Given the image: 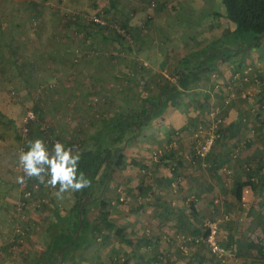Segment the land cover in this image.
Segmentation results:
<instances>
[{"label":"rangeland","instance_id":"374dc122","mask_svg":"<svg viewBox=\"0 0 264 264\" xmlns=\"http://www.w3.org/2000/svg\"><path fill=\"white\" fill-rule=\"evenodd\" d=\"M17 1L21 0H0V4L7 6L10 10L12 2ZM38 1L41 2L39 16L34 19L35 21L33 19L30 23L28 21L27 27H31V29L20 36V42L24 40L21 49L22 47L25 48V52L30 53L31 56L23 55L22 52L20 55H23V58L35 59L40 64L35 62L38 69L33 74V84L36 81L37 85L34 88L33 85L15 82L16 89H12L9 95L14 101L24 100L25 108L37 106L41 109L43 118L40 120L48 123V129L37 130L35 139L42 138L50 150L53 140L62 142L66 147H68L67 142H70L75 149H82L83 144H87L93 134L97 132L104 134L106 128L102 119L110 116L114 110L128 113L132 109L136 115L143 116L144 112L140 106L143 104L142 99L145 96H152L155 103L151 120L142 125L146 132L155 124L167 125L165 120L161 118L167 114L168 110L173 112L180 109L187 113L192 108L189 101L182 100L184 98L180 100V97L177 98L176 96L172 97V101L176 105L175 109L169 108L167 99L164 97L167 92H162V86L166 81L175 86L177 91L179 90L176 84L177 79L173 78L176 73V67H173L174 61H170V58L165 60L163 68L157 70L152 58L148 56L144 58L143 55L145 54L140 53L142 50L137 45L134 50L136 55L126 53L123 55L124 58L115 61L107 55L113 49L112 42L104 41L95 44L97 36L93 34L90 40L86 42V46L97 45L96 50L104 52L105 55L103 53V55H98L95 58L98 63H91L89 57L85 60L80 59L79 62L81 63L78 61L72 63L73 49L82 46L81 35L79 36L77 31L69 26L70 23L67 25L63 21L62 12L79 15L82 21L89 23L84 15L90 11L93 13L92 11L98 4L101 6L106 2L109 6L108 0H91L88 3H86L87 0H71V4H64L66 7L59 4L58 0ZM121 4L122 13L133 12L131 18L138 16L143 18L145 8H152V13L158 10L155 12L158 15L152 14L151 26L147 32H153L155 30L153 25H157V37L161 36V40L164 41L165 52L173 50V57L175 55L181 57V62H177L178 67L183 68L186 72L189 69H198V77H208L210 83L219 88L218 93L225 92L233 100L238 93L237 86L245 87L251 78L261 82L259 81L256 87L254 85L246 86V89L242 91V96L253 98L260 89L264 93V82L262 81L264 80V35L257 38L252 33H233L234 25L224 18L225 10L221 0H121ZM84 9L88 13H85ZM116 10L112 9V15H107L109 22L112 20L111 16L114 19L119 18ZM24 13V16L28 18V12L24 11ZM156 15L157 17H155ZM33 22H36L35 25ZM33 27L35 30H32ZM149 33L148 35H150ZM176 33L179 37H171ZM144 39L147 43L149 42L148 36H145ZM152 44L155 42L153 41ZM224 46L230 47L231 50L222 48ZM221 50L225 52L223 57L219 55ZM209 52H213L217 57L210 56L207 58L208 67L206 68L203 59L208 56ZM60 53H63L64 56ZM167 54L172 58L171 52H167ZM76 59L78 60V58ZM216 60H219L220 63ZM144 61L147 62L146 66L142 65ZM139 65L144 67L142 75L134 71V69H138ZM225 66L229 70L226 76L220 70ZM72 71L77 72L75 75L79 79H75L76 82L70 76ZM235 72L237 73L235 74ZM155 76L157 77L153 79ZM81 79L85 81L82 85L80 84ZM143 83L146 88L142 89L140 96L138 90L144 86ZM5 93L0 88V100ZM162 93L161 103H163V107L157 108L158 98ZM199 95L197 94V97ZM28 98L30 100H27ZM94 99H97L95 103L92 101ZM175 114L177 116L179 113L176 112ZM209 116L213 118L208 122V127H219L222 121L220 118L217 120L218 111L211 110ZM194 129L197 130L198 139H201L200 136L205 133V127L201 124V120H198V127ZM196 138L194 135L195 140ZM126 141L123 138L120 142L119 146H123V150L118 152L119 159L123 158V162L133 163L139 157L140 152H143V146L140 147L139 144L142 138H135L128 144ZM19 151H24V148ZM8 163V160L1 162V172L6 168L4 164L7 165ZM132 169L134 172L135 168ZM130 170H122V166L114 165L112 167V180L110 182L112 190L106 192V195L112 200H117L115 195L119 191L127 195L128 191L131 190L132 186L127 185L129 182L128 179H125L127 175L132 173ZM20 175H23V171L19 167L16 169L15 175H12V179L9 178L10 176L4 175L6 180L12 181L2 183L3 180L0 178V185L8 190L4 197L0 196V264H22V258L31 253V250L37 245H41L42 228L51 216V203L54 202L55 205H59L60 210H65L64 208L70 206L73 198L72 192L66 193L62 200L57 199L54 195L52 197L50 193L56 189L41 184L40 186H44L42 192H37L40 188L38 185L30 198V204L21 212L16 204L20 200L23 189L29 187V183L28 180L23 185L17 183V176ZM137 177L142 178V175H137ZM143 178L145 177L143 176ZM40 195H42V199L39 198ZM221 203L225 206V199H222ZM232 203L230 199L227 204L228 207ZM213 205L219 207L210 212L206 219H215L214 221L219 226L220 220L225 214L231 217L233 222L235 221L236 217L233 213L218 212L221 206L220 201L213 203ZM92 248L90 252L88 249L83 252L88 263H91L90 258L96 255V247ZM97 252L100 254L98 256L104 259L103 263L113 264L102 256V251ZM75 256H79V253Z\"/></svg>","mask_w":264,"mask_h":264},{"label":"trees","instance_id":"16d2710c","mask_svg":"<svg viewBox=\"0 0 264 264\" xmlns=\"http://www.w3.org/2000/svg\"><path fill=\"white\" fill-rule=\"evenodd\" d=\"M89 1L91 0H87L86 3ZM58 2L63 5L71 4V0H58ZM108 2L109 6L106 2L101 6L98 4L95 10L92 11L93 13H91V11L88 13L85 9L83 10L88 14H102L107 21L105 25L87 23L86 21H82L79 15L76 16L70 13L65 14L61 11L63 13V21L67 23V25L70 23L69 26H72L79 36L81 35L80 40L82 46H77L73 49L72 63L79 62L81 61L80 59L85 60L87 57H89L91 63H98L95 58L98 55H103L104 52L97 51V45L86 46V42L90 40L93 34L97 36V42L95 44L104 41L112 42L113 51L111 50L107 55L110 59L115 61L124 58L123 55L126 53L136 55L134 54L135 46L137 45V47L141 48L142 41L145 42L143 36H145L144 34L147 33L151 26L152 8H145V12H143L145 16L143 18L142 16L131 18L133 12L129 11L121 13L118 19H114L111 16L112 20L109 22V18L107 17L110 14L112 15V9L116 10L121 6L119 3L121 0H108ZM221 2L224 6L225 17L234 25L232 29L233 33H252L255 34L257 38L264 35V0H221ZM40 10L41 2L38 0L12 2V8L10 10L7 6L0 4V88L6 92L0 100V167L1 162L9 161L7 165L4 164L6 167L5 170L3 172L0 170V178L3 180L2 183L12 181L10 180L12 179V175H15L16 169L19 168V150L24 148V151H26L29 142L35 139L37 134L36 131L42 130L39 125L41 123L40 119L43 118L41 109L37 106L25 108L23 105L25 102L24 100L18 99L14 101L9 95L12 89H16L15 82L33 85L34 88H36V81L33 84V74L35 70L38 69V65L35 64V59L31 60L22 57L25 54L29 56H31V54L26 53L23 47L21 49V44L24 40L20 42V36L25 33V31L31 29V27H27V23L28 21L30 23L32 19L35 21L34 19L39 16ZM24 11H26V13L28 12V18L24 16ZM35 23L33 22V25H35ZM32 30H35V27H33ZM229 49L231 50V48ZM21 52L23 55H20ZM59 56L61 57V55ZM73 57L75 58L73 59ZM76 58H78V60ZM134 71L142 75L144 67L139 65L138 69H134ZM197 71L198 69L193 73ZM76 73L77 72L72 71L70 74L74 82H76L75 79H79L75 75ZM174 76L176 79L180 77L178 81L181 88L188 86L186 80L188 73H186L184 69L181 73H178L176 70ZM80 82L82 85L85 81L81 79ZM139 86L141 85L139 84ZM143 88H146L145 84L138 90L140 91V96L141 91L144 90ZM162 92H167L166 94L169 96L166 98L168 104H174L172 101L173 96L177 98L180 96H178L180 91H177L175 86L170 85L167 81L162 86ZM161 97L158 98L157 108L163 107ZM27 100H30V98ZM142 101L143 104L140 107H142V112H144L143 116L136 115L132 109L129 110L128 113L114 110L110 116L102 119L106 128V131L103 132L104 134H101V132L93 134L90 141L87 144H83L82 149H79L81 153L79 171L83 172L91 181V186L81 191L72 192L73 198L70 202L71 204L65 207V210H60L56 205L54 209L52 207L51 216L42 228L40 241L43 246L37 245L33 248L31 253L22 258V264H65V262L69 264H82L83 261H86L83 252L87 249L89 252L92 251V247H96V256L99 255L97 251L100 250L102 251V256L113 264H130V262L134 261L135 257L140 258L145 263H150V254L153 253L150 249L153 244L150 240V233L149 235H143L140 240L132 236L135 234H129L127 236L126 231L129 230L128 225L122 224L123 221L121 219H123L124 214L142 211V206L144 204H142L143 201L140 202L139 196L143 199L144 193H142V191L145 188L151 189L158 183V186H163L167 190L171 189L170 174L174 173V169L168 166L167 173L161 175L162 178L159 180L157 174H155L157 168L149 170L148 167L146 168V165L138 159H135L133 163L123 162V158H121V160L119 159L118 152L123 150V146H119L122 139H126L128 144V142L137 138L139 131L142 130V125L152 117V109L155 104L154 98L152 96H145ZM29 109L34 111L35 120L24 124V117L26 111ZM216 117L217 120L220 118L222 121L220 116ZM262 119L264 120V115ZM207 123L208 121L201 122L205 127V133L200 137H204L209 134L208 132H212L214 140L208 152L202 157L197 154V150L194 149L196 145L194 135L197 131L194 128L198 127V122H195L194 127L191 129V134L193 136V143L191 144L193 155L191 156L203 159L204 161L208 158L214 143L220 138V126L222 125V123H220L219 127L209 128ZM24 125L28 127L27 133L23 132ZM66 145L68 147H73L70 142H67ZM51 147H53L52 144ZM165 158L166 157L163 159ZM114 165L122 166V170L131 167L135 168L134 172L131 168L134 180L137 175H142L147 177L148 181L144 180L141 183L133 185L131 190L127 193L128 196L122 193V197H119L121 193V191H119L115 195L117 200L112 203V198L106 195V192L112 190L110 188V182L112 180V167ZM206 166L211 170L214 167L221 166V164L211 163ZM6 173L10 176V179L6 180ZM148 173H151V175ZM225 173H229L227 176L231 175L227 169ZM28 183L29 187L23 189V192L25 190H30V198L33 196L34 189L32 186L35 183L40 187L37 192H42L44 186H40L41 184L35 178L28 179ZM128 185L130 186V182ZM154 188L157 190L156 187ZM7 191L6 187L3 188V186L0 185V196L4 197ZM234 192L237 199H239L241 192L240 187H235ZM21 198H23L22 194L20 200ZM39 198L42 199V195H40ZM192 201L193 200H189L190 203H192ZM18 203L19 201L16 204L17 208ZM51 204H53V202ZM116 241L122 243V246L124 245L122 247V249L124 248V252H121L118 258H115L118 256L115 247ZM199 241L200 240H198V242ZM111 251L117 256H114ZM257 251L261 256H264L260 248ZM77 253H79V256L76 257L75 255H77ZM126 253H129L130 257H123ZM68 258L71 261H67ZM97 259L98 260H94L93 262L91 260V263L85 262V264H105L103 263L104 259L99 256ZM115 259H117V261H115ZM180 262H175V260H173L170 261L169 264H189L184 261V263ZM136 263L138 264L140 262L137 261Z\"/></svg>","mask_w":264,"mask_h":264},{"label":"crops","instance_id":"0c3cea01","mask_svg":"<svg viewBox=\"0 0 264 264\" xmlns=\"http://www.w3.org/2000/svg\"><path fill=\"white\" fill-rule=\"evenodd\" d=\"M122 4L118 7L119 11L116 10L119 15L122 13ZM155 12L152 14L158 15ZM224 18L228 20L225 16ZM153 27L155 29L153 32L145 33V36L147 35L150 39L148 43L142 41L140 53L145 54L144 58L147 56L152 58L157 70L163 68L165 60L170 58V61H174L173 67L181 73L183 68L177 65V62H181V57L178 55L173 57V50L167 51L171 52L172 58L168 56L163 47L164 41L161 40V36L157 37L158 26L153 25ZM171 37L175 38L179 35L176 33ZM153 41L155 44H152ZM222 48L229 50L230 47ZM224 53L221 50L219 55L223 57ZM60 54L64 56L63 53ZM210 56L216 55L209 52L203 59L206 68L208 67L207 58ZM216 61L219 62V60ZM35 62L40 65L37 60ZM220 70L224 76L229 72L226 66ZM194 71L195 69H189L186 72L188 73L187 87H180L178 81L180 77L177 81L175 80L180 91L178 94L180 100L184 98L182 100L189 101L192 108L187 113L180 109L173 112L168 110L167 114L161 118L167 125L155 124L148 128L147 132L142 128L138 135L142 138L139 144L140 147L143 146V152H140L137 159L149 170L157 168V172L154 173L159 180L162 178L161 175L167 173L168 166L174 169V173L170 174L172 188L167 190L163 186H158V183L151 189L145 188L142 191L143 199L139 196L140 202L143 201L142 204H144L142 211L124 214L121 219L122 224L128 225L127 236L135 234L132 236L138 240L150 233V240L153 243L150 249L153 253L150 252L149 264H169L173 260L189 264H264V256L257 251L260 248L264 254V120L262 119L264 93L260 89L253 98L242 96L246 86L256 87L260 80L251 78L245 87L237 86L238 93L231 100L225 92L218 93L219 88L217 85L213 86L208 77L199 78L198 72L193 73ZM197 94H200L199 97ZM161 96L163 93L160 94ZM164 97L169 96L166 94ZM175 107V104H169V108L175 109ZM211 110H217L218 116L222 119L221 136L204 161L191 156L193 155L191 128L198 120L211 121L213 118L209 116ZM176 112L179 113L177 116ZM164 157L166 158L163 159ZM211 163L221 164V166L210 170L206 165ZM226 169L231 173L230 176L225 173ZM148 174L151 175V173ZM125 179H128L130 186L144 180L148 181L147 177L143 178V176L135 177L134 180L132 173ZM235 187H240L239 199L235 195ZM54 192L50 193L52 197ZM122 193L121 191L119 197H122ZM222 199H225V206L221 203ZM230 199L233 203L228 207ZM189 200H193L192 203ZM219 201L221 206L218 212H230L236 217L233 222L231 217L224 214L220 220L217 240L230 253L224 257V262L214 256L206 244L198 242L200 236L206 233L204 223L209 220L206 217L219 207L213 203ZM51 206L54 209V202ZM121 244L119 241L115 243L118 256L111 251L114 256H117L115 258L120 257V253L124 252V248L122 249L124 245ZM96 255L91 257L92 261L98 260ZM128 256L130 257V254L126 253L123 257L128 258ZM68 260L71 261L69 258ZM134 261L130 264H137V261L140 262L138 264H148L137 257ZM85 262L87 261H83L82 264Z\"/></svg>","mask_w":264,"mask_h":264},{"label":"clouds","instance_id":"9594fccd","mask_svg":"<svg viewBox=\"0 0 264 264\" xmlns=\"http://www.w3.org/2000/svg\"><path fill=\"white\" fill-rule=\"evenodd\" d=\"M81 153L57 141L51 148L42 138L29 142L27 150L18 154V166L23 175L16 182L23 185L35 178L40 184L56 189L53 195L62 200L66 193L81 191L91 186V181L79 171Z\"/></svg>","mask_w":264,"mask_h":264},{"label":"built area","instance_id":"2783aa9c","mask_svg":"<svg viewBox=\"0 0 264 264\" xmlns=\"http://www.w3.org/2000/svg\"><path fill=\"white\" fill-rule=\"evenodd\" d=\"M85 19L93 24H100V25H105L107 24V21L103 17L102 14H85L84 15ZM142 65H147V62L144 61ZM93 103L97 101V99L92 100ZM35 120V113L33 110L29 109L26 111L25 117H24V124H26L29 121ZM40 128L42 130H47L48 129V123L46 121H41L39 124ZM23 132L27 133L28 132V127L26 125L23 126ZM209 134L202 137L201 139H198V134H195L196 138V145H195V150L197 154H199L201 157L204 156L208 150L211 147V144L214 140V136L212 132H208ZM58 140H53L52 141V146L57 142ZM32 188L36 190L38 188V184L35 183ZM30 196H31V191L30 190H25L22 193L21 200H19L18 203V210L23 211L26 209V207L30 204ZM43 201V200H42ZM204 227L206 228V233L202 236H200V241L204 244H206L210 250V252L216 256L221 262L225 261V256L230 255L229 251H227L217 240V235L219 232V226L218 223L214 220H207L204 223ZM19 232V231H18Z\"/></svg>","mask_w":264,"mask_h":264}]
</instances>
